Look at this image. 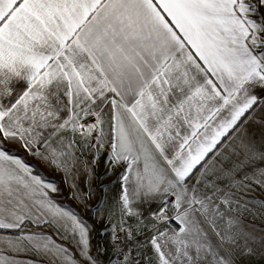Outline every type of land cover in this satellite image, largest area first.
Returning <instances> with one entry per match:
<instances>
[{
  "label": "snow or ice",
  "instance_id": "1",
  "mask_svg": "<svg viewBox=\"0 0 264 264\" xmlns=\"http://www.w3.org/2000/svg\"><path fill=\"white\" fill-rule=\"evenodd\" d=\"M262 9L264 0H0V230L15 233L0 243L49 264L264 255V229L242 219L264 215L252 196L264 191ZM9 144L62 175L68 198L103 225L101 243L59 203L60 184ZM119 168L118 195L109 201L101 184L90 205L93 181Z\"/></svg>",
  "mask_w": 264,
  "mask_h": 264
},
{
  "label": "crops",
  "instance_id": "2",
  "mask_svg": "<svg viewBox=\"0 0 264 264\" xmlns=\"http://www.w3.org/2000/svg\"><path fill=\"white\" fill-rule=\"evenodd\" d=\"M19 87H23V84L21 83L19 85ZM15 146L16 145H14L13 147L15 148ZM8 148L12 149L14 151V154L20 156L21 158H23L24 160H26L28 162V160L25 159L24 154H22L21 152L15 151L13 148H10V147H8ZM16 148L19 149L20 151L23 150L19 146ZM29 164H31V163H29ZM99 166L102 167V175H103L104 172L106 171L105 165H104V157L101 158ZM41 175H43V174H41ZM43 176H45V175H43ZM45 177L49 180L54 179L59 184H60V181H62V175L60 173H57L56 171L52 172V176H49V177L45 176ZM104 179H106V177ZM61 186H63V185L60 184V187ZM63 188H64V186H63ZM61 189H62V187H61ZM64 190H65V188H64ZM114 191H115V195L117 196L119 193V189H117L115 187ZM62 192H63L64 198L66 197V195L67 196L69 195L68 191H66V195L64 194L63 189H62ZM252 196H254L257 199L264 201V191H262L260 189H257V191L255 193H253ZM59 203L64 205V203L62 202L61 199H59ZM64 206L69 207L66 205H64ZM144 207L146 208L147 206H144ZM253 207H258V206H253ZM242 219L246 222V226H248L249 228L254 227L256 229L257 233H259L261 229H264V215H258L254 218L251 213H244L242 216ZM45 231H47V232H49V234H51L50 229H45ZM14 234L15 233H11V232L6 233V232H3L2 230H0V235H14ZM149 235H150V233H149ZM54 238H57V237H54ZM59 242L65 244L68 248L71 249L72 252H74V253L76 252V248L73 244L68 243L67 241H63V240H60ZM92 243L94 245L93 240H92ZM94 250H95V248H93V252H94ZM0 257H4V258L10 259V260H15L17 262V264H30V262H32V264H49L47 258H45L43 256H39L36 253H34L33 251H30V250L29 251L13 250V249L9 248L7 245L2 244V243H0ZM104 258L106 259V257H104ZM77 259H79L78 256H77ZM240 264H264V255H261L260 252H257L256 255L247 257L246 259L242 260L240 262Z\"/></svg>",
  "mask_w": 264,
  "mask_h": 264
},
{
  "label": "rangeland",
  "instance_id": "3",
  "mask_svg": "<svg viewBox=\"0 0 264 264\" xmlns=\"http://www.w3.org/2000/svg\"><path fill=\"white\" fill-rule=\"evenodd\" d=\"M262 11H264V9H262ZM13 146H14L13 144H9L7 147L13 148L15 151L21 152L22 154H24L25 159H27L29 163H31L36 169H38L41 174H43L47 177L52 176V172H54V170L45 166L42 162H40L35 157L29 156L25 151H23V150L20 151L19 149H17L16 147H18V145H16L15 148ZM89 159H91V157H89ZM99 163H100V161H99ZM121 171H122L121 168L116 169L115 171L112 172V174L106 176V179L101 180V179L97 178L96 180L93 181L92 186L97 189V197H96V199H92L89 201L90 205L96 204L97 199L101 195L100 188H99V186L101 184L109 186V191L107 193L109 201H111L113 198L116 197L114 189H115V187L117 189H119V187H120L116 178ZM96 174H97V177H100L102 175V167H100L99 165L96 169ZM82 181H83V177H81V187H83ZM60 184H62L64 186L66 191H68V192L70 191L69 188L63 183V181H60ZM63 186H61V187L64 191V194L66 195V191L64 190ZM61 200L64 203V205L71 207L74 211L79 213L83 218L88 220L95 227L96 230L92 233L94 245H98L99 243H101L102 241H101V238L99 237L98 233H99L100 229L103 227V225L97 224L94 220L91 219L92 213H90L88 210H86L76 200L69 199L67 195L64 199H61ZM103 242L104 243L107 242V237L103 238ZM94 253H95V250H94ZM100 258H101V260H105L104 256H101Z\"/></svg>",
  "mask_w": 264,
  "mask_h": 264
}]
</instances>
